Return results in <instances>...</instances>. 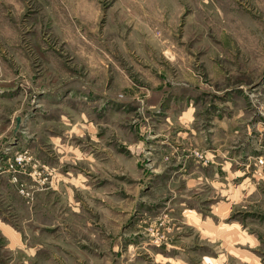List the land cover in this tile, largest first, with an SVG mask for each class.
I'll use <instances>...</instances> for the list:
<instances>
[{"label":"rangeland","instance_id":"obj_1","mask_svg":"<svg viewBox=\"0 0 264 264\" xmlns=\"http://www.w3.org/2000/svg\"><path fill=\"white\" fill-rule=\"evenodd\" d=\"M225 1L224 12L234 14L214 23L198 8L196 31L185 33L187 15L180 16L173 45L158 55L164 70L149 64L147 71L163 86L153 93L136 78L138 92L122 109L97 93L114 89L113 76L102 80L97 64L81 60L84 44L102 39L101 13L113 0H0V226L11 239L10 246L0 230V264H181L166 252L189 264H257L242 250L255 248L241 242L250 239L245 230L264 232V220L254 223L248 210L264 204V148L250 158L256 168L246 178L258 191L243 193L242 177H228L227 187L222 171L215 186L198 180L202 163L225 156L198 142L195 121L210 125L211 114L238 119L243 111L239 117L264 125V0ZM105 50L109 56L91 48ZM132 56L117 67L137 76L134 66L145 72L151 62ZM190 65L194 84L185 75ZM216 124L225 134L227 123ZM230 199L224 215L212 212ZM208 216L218 226L204 228L218 231L216 240L198 230ZM25 249L37 253L27 259Z\"/></svg>","mask_w":264,"mask_h":264},{"label":"crops","instance_id":"obj_2","mask_svg":"<svg viewBox=\"0 0 264 264\" xmlns=\"http://www.w3.org/2000/svg\"><path fill=\"white\" fill-rule=\"evenodd\" d=\"M127 1L128 2H125V0H113L111 6L107 8L105 12L101 13L103 19L101 20L102 22L99 23V27H101L99 31H101L102 39L97 41V46L95 42L89 41L90 43H85L83 47L85 49H88V53L87 51H83L81 56L82 62L87 64H97V69H94V71L96 70L99 72L102 77V80L113 76L114 89H110V92L108 88L104 87V89H99L97 93L98 95L103 96L104 100L106 101L109 100L119 103L120 106H122V109H124L125 106H127L129 102L132 101L131 98L138 92V87L134 83V80L136 78L141 77L146 82H148L147 85L153 91V93L156 88H161L163 86L162 79L156 78V76L153 74L150 75V73L147 71L151 68L149 64H154L155 67L158 69L162 68L163 63L158 55L161 54L162 49L173 45V43L171 42L170 32L172 31V29H175V25L180 22L179 19L181 15H183L184 13L187 15L184 19V26L182 28L184 32L187 33L190 30L192 31V27L195 31L197 30L198 8H200L201 10H205L204 12H207L206 10H208L211 15V21H214V23L215 21H217V19L215 20L216 17L234 14L230 12H224L225 9H228L230 7V4L227 3V1L225 0H206L207 2H205V0H201V2L199 3L200 7H198V0ZM233 3L237 4L236 0H234ZM91 15L89 17H91ZM96 16L98 17V14H96L95 17ZM193 18L195 19V22L194 24H191ZM214 25H217V23ZM157 30L160 32V34L155 33ZM182 42L185 41L183 40ZM97 47L109 49L110 55L112 53H115L114 58H116L115 63L117 64L112 70H108L107 68V64L110 63L111 59H113L112 57L110 59V55L108 56V52H106L107 50H105L104 53L100 51L99 55L92 54L93 52L91 51V48ZM134 49L136 50V52ZM116 53H119V56H122L123 61H119V58H117ZM133 53H136V55L140 53L141 56L145 57L149 62H151L147 64L143 63L144 66L142 67L146 69L145 72L139 70L137 66H134V68L137 70L135 72L138 74L137 76L132 75V73L126 71L125 69L123 71L119 69V67H117V65L122 66L123 63H134V57L132 56ZM186 60L189 61L188 59ZM190 67L191 65L186 66L185 75H189L188 79L190 80V82H192V84H194L196 83L197 79L192 76L195 75V73L191 72L193 70ZM162 69L164 70V68ZM117 93H121L122 96H118ZM169 103L170 104H167L165 106V112H168L167 109L171 105V101ZM188 109L187 112L186 109L180 110V113H189ZM243 114L245 115L247 113H243V111L238 113V119L234 118V114L233 116H228L227 119L223 117L219 118V116L217 118L216 115L211 114L212 123L210 125L202 124V122H199L197 124L196 121L194 122L193 120L194 125H199L198 128L200 129L198 131V138H200L198 142L202 145L205 144L207 147H209L210 149L208 150H210L211 155L218 156L219 154H217V152L221 150L222 152L219 153H221V156H225V159L222 160H218L217 157L216 159H213L211 163H202L201 166L198 167V180L204 178L206 181H209V183L212 185L216 177L218 176V172L222 171L225 173V177L228 181L227 187H229L228 177H231L233 179L235 177H242L237 184L239 186V189L242 190L243 193L245 192V194H251L253 193V191H258L260 185H258V182L256 180H253V182L250 183H247L246 181V178L248 177L247 174H250L251 172V174L254 175L251 170H253V168H256V165H254L255 163H253L254 161H252V159L250 158L261 153L264 148V137H262L263 133L260 131L261 133L258 134V131H252V129L255 126H258V130H262L264 129V125L258 121L256 122V120L253 122L245 121V119L239 117ZM179 116V121L187 122L186 120H182V118H184L183 115ZM222 118L223 120H221ZM131 121L132 119H129L128 122ZM217 121H224L227 123L228 129H225L223 127V130H225V134H220L217 131L219 128V126H217L216 124ZM188 124L189 123H185V126H188ZM206 126L208 128L204 131V127ZM181 129L179 130V133L183 134L186 132L185 130ZM253 136H258L259 139H253ZM129 141L130 140H128V142ZM216 146L217 151L215 148ZM208 150L206 152L207 154L209 152ZM243 155H245L244 158H242ZM251 163L253 164L251 165ZM209 167L211 169H209ZM199 168H201L202 170H199ZM259 178H261L263 180L262 182L264 183V176L262 175ZM232 185L233 189H236L237 185L236 183H234V181L232 182ZM212 186H215V184H213ZM232 202L235 203L236 200L230 199V202L225 203L226 205H221L220 207H213L214 211L212 212L219 211L221 215H224L230 203L232 204ZM260 204L261 205H257L253 203L249 205V207L251 208L248 210L252 212L251 216L252 219L255 220L253 221L254 223H256V221L261 222L262 220H264V204ZM212 217L213 216H208L204 220L202 219V224H213L214 221ZM0 222L5 223L1 219ZM230 223H234V221H231ZM204 226V224L200 226L198 225V230L203 236L207 237V240H213L217 237L220 238L218 231L215 232L212 229L206 230ZM213 226L217 228L218 225H215L214 223ZM0 230L3 233L4 238H6V240L8 239V244L11 246L10 237L6 235L1 226ZM244 232L250 236V239H245L241 243L247 244L248 246H250V248H255V251H252L251 249H247L245 247H243L242 250L246 252V254H248L252 259H254L257 264H264V261L262 263L263 259L261 258V256H264V232L260 231L261 235L259 233H250L246 230ZM172 237L173 239L171 238V243H169L171 246H173L172 248H175L176 250L180 248V244L178 242L180 240V237L176 238L174 233ZM0 239H3L2 235H0ZM234 241L236 240L232 239L225 242L223 237L222 243L225 242L227 244H230ZM166 248L169 249L168 247ZM25 252L24 255H26L27 253L32 255L34 253H37V250L33 249V251H29L25 249ZM179 253L182 252L179 251ZM165 255L166 258L173 260L174 263H179L180 261L181 264H189L187 263V261L183 260L180 257H172V254L170 253L166 252ZM26 256L27 259H30V255ZM178 256L181 255L178 254ZM205 259H210L212 261L214 260V256H208L205 254L204 261ZM243 260H246V263L248 261V263L252 264L251 260Z\"/></svg>","mask_w":264,"mask_h":264},{"label":"built area","instance_id":"obj_3","mask_svg":"<svg viewBox=\"0 0 264 264\" xmlns=\"http://www.w3.org/2000/svg\"><path fill=\"white\" fill-rule=\"evenodd\" d=\"M258 162L259 163H264V157H262V156L261 157H258Z\"/></svg>","mask_w":264,"mask_h":264}]
</instances>
